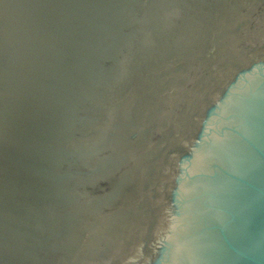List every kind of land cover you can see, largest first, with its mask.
Listing matches in <instances>:
<instances>
[{
    "label": "water",
    "instance_id": "water-1",
    "mask_svg": "<svg viewBox=\"0 0 264 264\" xmlns=\"http://www.w3.org/2000/svg\"><path fill=\"white\" fill-rule=\"evenodd\" d=\"M0 264H264V0H0Z\"/></svg>",
    "mask_w": 264,
    "mask_h": 264
}]
</instances>
